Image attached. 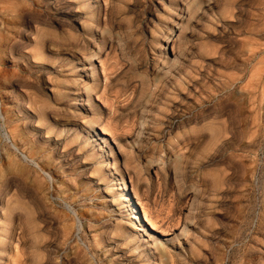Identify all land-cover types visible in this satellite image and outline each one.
Masks as SVG:
<instances>
[{
	"label": "rangeland",
	"instance_id": "rangeland-1",
	"mask_svg": "<svg viewBox=\"0 0 264 264\" xmlns=\"http://www.w3.org/2000/svg\"><path fill=\"white\" fill-rule=\"evenodd\" d=\"M88 3L0 0V264H264V0Z\"/></svg>",
	"mask_w": 264,
	"mask_h": 264
},
{
	"label": "bare ground",
	"instance_id": "bare-ground-1",
	"mask_svg": "<svg viewBox=\"0 0 264 264\" xmlns=\"http://www.w3.org/2000/svg\"><path fill=\"white\" fill-rule=\"evenodd\" d=\"M89 3L88 5H90V1L93 3H96V0H88ZM93 6H91L90 8L92 9ZM36 42V41H35ZM89 51V53L87 54V60H86V65H88L89 67H92V73H91V76L89 78H92L90 80H88L89 82L87 83V85L85 84V81L87 80H84L82 81V78H84L85 76L83 75H79L77 77L78 80H73L71 82V85L72 87L70 88L71 92L73 91V95H74V100H73V106L76 107L75 110H77L79 112V110L81 109V107L79 106H82V103H80V100L83 99V101H86L84 103H87L90 101V96H91V93H94L96 92V90L99 88V85H100V80H99V75H98V69L96 68V66L94 65V61L98 59V53L96 52V50H94V52H91ZM94 57H97L96 59ZM66 65V64H65ZM50 68V67H49ZM30 69V68H29ZM52 69V68H51ZM86 68H85V65L82 67L81 70L77 71L76 74H79L81 72H86ZM86 75V74H85ZM103 76H104V83L102 84V86H104V88L106 87L107 85V76L104 75V71H103ZM86 78V77H85ZM55 79V78H54ZM81 81H80V80ZM46 83V82H45ZM102 83V82H101ZM82 90L83 91V94H79V91ZM104 94L105 93H102V98L104 97ZM68 95H66L67 97ZM64 112V111H63ZM83 113V112H82ZM81 111L80 113H78V116H81L82 115ZM87 113V112H86ZM139 114V113H138ZM87 115V114H86ZM150 116H153V115H150ZM153 119V118H152ZM56 122V121H55ZM75 122V121H74ZM144 123V121L142 122ZM50 126V125H48ZM101 130V133L103 135H108L110 136V133L108 131H106L105 129H100ZM70 131V130H69ZM156 135V134H155ZM137 139V138H136ZM105 162V161H104ZM121 183H119V186H121V188L117 189L116 191H120V193L118 194V200H119V203L122 204V205H125L127 206L129 203H130V199L131 196H130V190L127 188V185L126 183H124V180L123 178L121 177ZM129 197V199H128ZM130 205V204H129ZM131 207L133 206V211L135 209V212L136 211V207L134 206V204H131L130 205ZM129 213H133V211L131 210H128ZM134 216H132L129 221H128V226H123L124 228L128 229L129 231V236H134V234L136 233L135 230L133 229L134 227H138L139 226L137 225V221L140 222V224H144L147 223V225L149 226V230L151 229L152 231H155V232H163V231H160V229L158 228V226L152 222L150 219H148L147 217H145L144 215V220H142L141 218V215L140 213L137 212V216L136 214H133ZM32 221V220H31ZM146 225V224H145ZM139 232L143 233L144 229L142 230L141 228H139ZM1 231L2 233L0 234V246H4L6 245V242L7 240H10V236H11V226L8 225V224H2L1 226ZM139 233V234H141ZM138 234V233H137ZM138 237V236H137ZM140 238H145V235H139ZM147 239V237L145 238ZM146 241V240H145ZM154 243V242H153ZM158 243V242H157ZM48 248V247H47ZM52 248V247H51ZM50 248V249H51ZM154 248L156 249L154 246L151 247V249ZM59 251V250H58ZM143 251V250H142ZM161 251H160V255H161ZM59 255V254H58ZM145 256V255H144ZM150 259V258H149ZM172 259V258H171ZM148 260V259H147ZM172 261V260H171Z\"/></svg>",
	"mask_w": 264,
	"mask_h": 264
}]
</instances>
